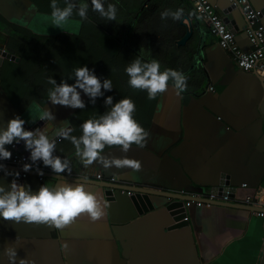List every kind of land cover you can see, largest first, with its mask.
<instances>
[{
	"label": "crops",
	"instance_id": "0c3cea01",
	"mask_svg": "<svg viewBox=\"0 0 264 264\" xmlns=\"http://www.w3.org/2000/svg\"><path fill=\"white\" fill-rule=\"evenodd\" d=\"M175 1L167 0L170 5L166 6L162 0H154L151 8L171 12L182 9L180 20L164 19L175 24L179 32L182 30L180 21L187 23L190 20L195 25L187 40L194 47L189 68L184 73L190 75L187 76V89L177 95V90L169 83L168 90L148 106L151 112L145 130L150 132V137L144 148L132 145V149L124 154L117 146L106 147L102 155L116 158L126 155L138 160L142 163L139 172L148 176L150 180L146 182L150 185L172 188L180 193L183 188L189 195L199 193L200 198L213 187H220L219 180L226 176L229 188L233 189L228 197L232 204L191 202L187 210L188 225L171 228L169 225L173 221L164 206L136 214L135 210L130 212V203V209H126L114 201H106L102 188L91 182L96 180L95 173L113 176L129 184L135 180L131 175L136 174L135 171L131 168L105 169L99 163L85 166L75 146L67 151V139L58 133L62 130L71 132L69 117L77 109L53 105L49 93L43 102L31 93L26 95L24 72L13 71L7 64L8 59H3L0 64V130L6 129L8 121L16 117L26 121L25 130L37 125L32 131L39 129L55 140L54 155L67 160L71 168L70 175H57L42 162H37L54 174L48 180V186L65 182L85 184L86 191L97 196L104 215L92 222L87 214H81L63 230L45 224L5 221L0 217V264H9L4 255L9 246L17 252L16 264L21 259L30 264H264V216L256 214L260 208L243 202L246 196L264 189V80L252 72L239 70L225 85L216 87L225 64L234 62L219 49L208 23L192 11H189L191 16H187L188 10L183 6L176 7ZM208 1L222 17L229 18L236 44L247 49L249 44L240 9L231 6L228 0ZM249 1L256 8H264V0ZM37 6L32 0H0V14L33 31L30 27L33 19L45 21L51 18V14L39 11ZM152 16L161 19L160 10H155ZM261 21L264 23V14ZM6 40L7 34L0 30V47L5 49ZM27 82L41 89L39 80L32 78ZM117 90L113 104L122 99L124 86ZM35 91L38 96L46 94L45 87L39 91L40 95L37 89ZM78 91L86 103L87 96ZM146 93L142 94L143 104ZM27 96L28 100L25 99ZM104 100V97L99 98L103 113L111 109ZM46 110H51L55 119L42 120L41 115ZM134 119L140 122L135 115ZM5 147L8 150V145ZM17 147L23 155L30 157L24 142ZM16 170L9 167L8 171L13 173L9 176L0 173V186L8 190L12 180L16 179ZM62 175L85 181L66 179ZM243 183L245 186H241ZM21 184L30 186L33 193L39 190L32 173L22 179ZM126 195H119L123 205ZM160 200L163 198L155 196V201L160 203Z\"/></svg>",
	"mask_w": 264,
	"mask_h": 264
},
{
	"label": "clouds",
	"instance_id": "9594fccd",
	"mask_svg": "<svg viewBox=\"0 0 264 264\" xmlns=\"http://www.w3.org/2000/svg\"><path fill=\"white\" fill-rule=\"evenodd\" d=\"M50 6L52 8L51 19L57 28L69 22L74 9L77 10V14L82 20L88 18V4H80L77 8L76 4L66 0V7L60 8L56 0H52ZM91 6L92 10L98 12L102 18L109 21L116 19L117 8L114 4H108L107 9H105L103 0H91ZM182 16V9L161 13V19L171 17L173 20H180ZM125 72L129 77V86L135 90L146 91L149 100H155L159 95L165 93L168 90L169 81L177 90V95L187 89V76L172 69L161 72L160 64L155 59L148 63L142 62L139 58L133 59L126 67ZM74 73V84L61 81L57 85L54 79H49V83L55 86L49 92L50 101L53 105L84 109L86 105L81 99L78 89L89 97L92 104L96 103L98 97H103L104 92L113 90L110 79L106 78L101 81L95 75L94 70H89L86 65L75 69ZM104 103L106 106H111L110 111L105 112L99 119L86 120L81 125L83 132L81 137H69L68 132L63 130L58 135H62L64 139H71L77 155L85 166L99 163L105 169L114 167L117 169L131 168L136 172L141 171L142 163L138 160L129 159L126 155L123 158L102 155L106 147L117 146L122 153L127 154L132 149V145L141 149L146 146L150 132L146 131L134 119L135 103L130 98H124L113 104V97L111 96H108ZM41 119L51 120L55 117L51 110H46L41 115ZM25 123V120L16 117L8 121L6 129L0 130V160L7 161L12 157V153L6 150V145H12L14 142L19 144L23 141L26 150L30 152L29 159L32 162L23 165L24 172L32 171L34 164L42 162L46 168H50L57 175L65 172L70 175L69 162L54 155L56 151L55 140H51L39 129L35 131L25 130ZM35 170L39 175H43V171L38 167ZM0 171H3L5 176L13 175L3 164H0ZM14 175L19 177L18 172ZM81 214H87L92 222H96L104 215V210L97 196L86 191L83 183L65 182L55 187L42 185L35 193L31 191L30 186L17 183V179L12 180L8 190L4 186H0V217L5 221L45 224L49 228L63 230ZM16 240H19V237ZM4 255L8 258L9 264H16L17 252L15 248L7 247ZM19 264H30V262L21 259Z\"/></svg>",
	"mask_w": 264,
	"mask_h": 264
},
{
	"label": "trees",
	"instance_id": "16d2710c",
	"mask_svg": "<svg viewBox=\"0 0 264 264\" xmlns=\"http://www.w3.org/2000/svg\"><path fill=\"white\" fill-rule=\"evenodd\" d=\"M32 1L38 5L39 11L52 13L50 6L52 0ZM162 1L164 5H170L167 0ZM68 2L76 4L77 8L80 4L89 6L88 18L84 20L74 9L69 19L80 20V26L74 32H59L50 36L39 35L7 20L0 14V30L7 34L5 49L19 56L18 62L8 60L7 64L18 74L24 72V82L28 86L23 85L25 94L31 93L43 102L48 96L47 93L55 87L49 83L50 78L54 79L57 85L61 81L74 84V70L86 65L89 70H94L101 81L106 78L112 81L113 90L104 92L105 99L108 96L114 98L115 92L119 91L117 87L124 86L122 99L130 98L135 103L134 115L145 129L151 112L148 108L155 100H149L146 93L147 103L143 104L144 91L129 86V77L125 69L133 59L139 58L144 63L155 59L160 64L161 72L172 69L184 74L189 68L194 47L189 42L184 45L176 44V39L183 35V27L181 26L182 30L179 32L169 19L153 18L155 10H160L161 13L165 11L157 7L151 8L154 0H103L105 9L108 4L116 6L117 14L114 21L102 18L98 12L93 11L91 0H68ZM56 3L60 8L66 7V0H56ZM175 6H183L182 8L187 9L189 17L191 16L189 11L197 15L191 7L190 0H176ZM144 18H146L145 23ZM32 78L39 80L41 89L45 87L44 96L39 93L41 89L28 84L30 82L27 80ZM36 89L40 96L37 95ZM99 98L102 97H98L96 103L92 104L87 97L86 107L77 109L69 117L72 125L69 137H81L83 135L81 125L88 119H99L104 114ZM25 99L28 100V96ZM73 147L71 139H67V151Z\"/></svg>",
	"mask_w": 264,
	"mask_h": 264
},
{
	"label": "built area",
	"instance_id": "2783aa9c",
	"mask_svg": "<svg viewBox=\"0 0 264 264\" xmlns=\"http://www.w3.org/2000/svg\"><path fill=\"white\" fill-rule=\"evenodd\" d=\"M228 1L231 6L238 7L242 13L244 19V31L249 44L247 49H241L236 44L233 30L217 12V8L208 0H191V5L193 7V11L203 21L208 23L209 31L215 37L217 45L229 55L235 66L243 71L252 72L264 80V25L261 22V10L254 7L249 0ZM2 49L3 47L1 46V50ZM209 89L213 90V87L210 86ZM8 151L12 153L11 159L7 161L0 160V164H3L7 170L9 167L17 168L16 173H19V177H16L17 180H22L32 173L37 180L39 188L42 185L48 186V180L52 177L50 175V173H52L51 171L45 170L36 163L33 165L32 171L24 172L23 165L26 163L31 164V160L18 150L15 142L12 145H8ZM37 167L43 172L46 171L49 173V176L45 174L39 175L35 170ZM0 173L4 174L3 171H0ZM65 174H67V172H65ZM95 179L101 181L106 180L113 183L118 182L119 185H122L115 177H104L100 172L95 173ZM241 186H245V184L243 183ZM121 191L123 192L124 190ZM232 192L233 190L225 188L218 194H216V192H209L204 195V198L206 200L227 201L230 193ZM126 194L130 195L131 192L128 190L126 191ZM201 196L202 195L199 193H192V197L194 198H200ZM191 202L200 203L198 201L190 200L186 201L184 205L187 206ZM243 202L256 208H264V189L259 191L257 190L254 194L246 196L243 199ZM256 214L264 216V211L260 210L256 212ZM183 219L186 220L187 217L184 216Z\"/></svg>",
	"mask_w": 264,
	"mask_h": 264
},
{
	"label": "water",
	"instance_id": "95a60500",
	"mask_svg": "<svg viewBox=\"0 0 264 264\" xmlns=\"http://www.w3.org/2000/svg\"><path fill=\"white\" fill-rule=\"evenodd\" d=\"M259 9L261 10V17H262L264 14V8L259 7ZM223 19L229 26V22H228L229 18L225 16L223 17ZM77 21L78 23H80V20H77ZM179 24L180 26L183 27L184 31H183V35L180 38L176 39V44L184 45L187 42V40L190 38V36L193 34L195 25L191 23L190 20H188L187 23H183L182 21H180ZM219 49L222 50L220 47ZM0 50H1V47H0ZM3 59L18 61L19 57L16 54L3 48L0 53V64ZM193 64L194 63H192V65ZM239 70L241 69L235 68L234 63L227 62L222 70L223 73L221 74L220 79L216 82V87L220 88L223 85H225L227 82H229L232 76L235 73H237ZM36 126L37 125H33L27 130L32 131L33 129L36 128ZM135 173L136 174H131L132 176L134 175L135 178L134 177L133 178L135 180H131L130 181L131 183L129 184L127 183L128 185L122 182H121L122 185H119L118 182L113 183V182H108L106 180H102V181L93 180L91 182H93L95 185H99L102 188V195L106 201H114L115 203L119 204V207L126 206V209H130V206L128 204L130 203L132 206V209H130L131 213L133 212V210H135L136 214H141L143 212L153 209L155 206L161 205L165 207V209L168 211L169 215L172 218L173 223L169 225L171 228L188 225V221H185L182 219L187 214V210H188V208L183 207V203L186 200L193 199L194 197H192V195H189L187 193H180V192L172 191L171 190L172 188L164 189V188H158V187L152 186L146 182L147 180H150V179H148V176L145 173L136 172V171ZM43 174L49 176V173H47L46 171H44ZM50 175L54 176V174L52 173ZM61 177L66 178V179L76 180V181H85V180H80L75 177L71 178L65 175H62ZM226 178L227 177L224 176L223 180H219L220 187H213L212 189H210V191H218L217 193H219L225 188H229V182ZM17 181L19 184L22 183V180H17ZM182 189L183 188H180V190ZM229 189L233 190L232 188H229ZM121 190H124V191L122 192ZM128 190L131 192L130 195H126V191ZM119 195L127 196V200L125 199V205H123L122 203L123 200H121L122 197ZM155 196H159V198L161 197V199L163 198V200H160V203H158L157 201H155ZM229 196H231V194ZM198 200L201 202L209 201L212 204H221V205L222 204L223 205L232 204L230 203V201L225 202L221 200H206L205 198H199Z\"/></svg>",
	"mask_w": 264,
	"mask_h": 264
},
{
	"label": "rangeland",
	"instance_id": "374dc122",
	"mask_svg": "<svg viewBox=\"0 0 264 264\" xmlns=\"http://www.w3.org/2000/svg\"><path fill=\"white\" fill-rule=\"evenodd\" d=\"M43 19L37 17L31 21L30 27H32V30L41 33V34H57L59 32H74L76 31L80 24L77 20L69 19V22L67 24H64L60 26L59 28L56 27V25L53 24L52 19H44L45 21H42Z\"/></svg>",
	"mask_w": 264,
	"mask_h": 264
},
{
	"label": "bare ground",
	"instance_id": "6f19581e",
	"mask_svg": "<svg viewBox=\"0 0 264 264\" xmlns=\"http://www.w3.org/2000/svg\"><path fill=\"white\" fill-rule=\"evenodd\" d=\"M211 192H214V193L216 192V194H218L217 191H211ZM181 193H185V192H184V191H181ZM187 194H188V193H187ZM198 199H199V198H193V199H191V201H198V202H201V201H199ZM186 201H190V200H186ZM186 201H184V203H185ZM184 203H183V207H184V208H188V206L190 205V203H189V205H187V206H185ZM204 203H210V202H209V201H206V202H204ZM260 210H263V211H264V208H260ZM185 216L187 217V219H186L185 221H188V216H187V214H186ZM182 219H183V218H182ZM183 220H184V219H183Z\"/></svg>",
	"mask_w": 264,
	"mask_h": 264
}]
</instances>
